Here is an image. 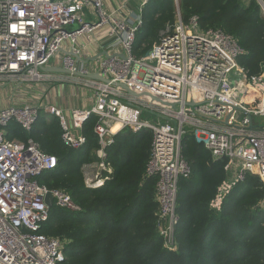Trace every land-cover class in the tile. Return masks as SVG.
<instances>
[{"label": "built area", "instance_id": "1", "mask_svg": "<svg viewBox=\"0 0 264 264\" xmlns=\"http://www.w3.org/2000/svg\"><path fill=\"white\" fill-rule=\"evenodd\" d=\"M148 1L141 0L136 12L124 14V4L106 10L104 0H0V89L51 79L40 67L50 66L68 43L62 67L70 81L93 96L89 108H71L68 118L50 105L0 106V264H63L67 241L39 232L49 218L45 195L50 192L57 207L80 211L66 191L37 181L56 168L57 158L31 138L23 142L6 137L12 122L31 132L41 113L58 119L61 139L73 150L87 142L83 123L96 118L97 160L80 168L86 188H100L112 179L108 149L117 134L150 132L144 175L156 180V230L171 250L177 245L178 182L192 173L182 154L184 135H193L214 160L225 161L226 176L208 202L210 211L220 212L248 176L264 185V63L250 75L239 63L246 51L233 35L201 26L197 15L185 20L179 9L174 23L160 31L158 42L136 57L134 41ZM258 4L264 13V0ZM90 7L93 19L85 12ZM84 36H91L103 52L94 72L80 61L82 49L76 42ZM75 72L98 74L102 80ZM14 90L8 100H13ZM142 91L154 99L137 94ZM259 206L264 208V195Z\"/></svg>", "mask_w": 264, "mask_h": 264}, {"label": "trees", "instance_id": "2", "mask_svg": "<svg viewBox=\"0 0 264 264\" xmlns=\"http://www.w3.org/2000/svg\"><path fill=\"white\" fill-rule=\"evenodd\" d=\"M256 6L243 8L239 0H178L185 17L197 15L201 26L221 28L237 39L246 51L239 63L250 75L264 63V18ZM175 13L174 0L148 1L134 41L136 57L158 42L160 31L174 23ZM95 119L83 123L87 142L79 150L63 143L53 115L41 113L29 133L15 122L6 127L7 139L25 142L31 138L57 158L56 168L37 181L48 189L66 191L80 207L73 211L53 205L39 230L67 241L63 264H264V208L259 206L264 185L256 177L248 176L236 185L220 212L210 211L208 202L226 176L225 161L214 160L193 135H184L182 154L192 173L178 182L177 245L175 250L168 249L156 230V180L144 175L149 131L117 134L108 149L112 179L100 188L85 187L81 165L97 160Z\"/></svg>", "mask_w": 264, "mask_h": 264}, {"label": "crops", "instance_id": "3", "mask_svg": "<svg viewBox=\"0 0 264 264\" xmlns=\"http://www.w3.org/2000/svg\"><path fill=\"white\" fill-rule=\"evenodd\" d=\"M141 0H104V7L106 10H112L118 5L124 4V10L126 13L136 12ZM175 2V1H174ZM146 6V5H145ZM144 6V7H145ZM178 9V3L176 4V10ZM86 14L90 19H93V12L91 7L85 9ZM144 21V18H143ZM98 36V34L96 35ZM82 51L80 54V61L84 68L89 72H94L96 68V59L102 56L103 53L98 46V43L94 41L91 36H84L76 42ZM69 47L68 43L65 44L64 48ZM61 54H58L54 60L50 63V66L62 67V56L66 54V50ZM50 78L56 82H59L58 87L50 86L44 91V87L40 84L33 85L32 83H27L24 86L25 90L19 96V102H14L13 100L7 99V93L3 92L4 89H0V106H6L12 104L25 105V104H40L42 106H53L56 107L64 113L68 118V113L71 108H82L87 109L93 104L92 92L85 89L81 85H76L69 82L70 77L68 74L61 73H49ZM56 75L58 77H56ZM14 99V98H13ZM48 115V114H47ZM73 127V123L70 122ZM94 126V125H93Z\"/></svg>", "mask_w": 264, "mask_h": 264}, {"label": "rangeland", "instance_id": "4", "mask_svg": "<svg viewBox=\"0 0 264 264\" xmlns=\"http://www.w3.org/2000/svg\"><path fill=\"white\" fill-rule=\"evenodd\" d=\"M258 5V7H259V10H260V15H261V17H263L264 18V13L261 11V8H260V6H259V4H258V0H239V5L240 6H243V8L244 7H250V6H253V7H257L256 6V4ZM176 14V13H175ZM175 16H177V14L175 15ZM181 16H182V18L183 19H185L186 20V18L187 17H185V15H183V14H181ZM41 74H44V73H41ZM56 77H58L57 75H56ZM69 82H71V83H73V84H76V85H80V84H77V83H74V82H72V81H70L69 80ZM36 84H40L41 86H43L44 87V91H45V89L47 88H49L50 86H53V87H58V84H59V82H56V81H54V80H52V79H45V80H43V81H41V82H38V83H34L33 85H36ZM15 87H16V85H7L6 87H4L3 89H4V91L3 92H5V93H7V95H12V93H13V90L15 89ZM25 90V88H24V86H22V85H20L19 87H17L15 90H14V99H13V101L16 103V102H19V96H21V93L20 92H23ZM176 237H175V232H174V239H175Z\"/></svg>", "mask_w": 264, "mask_h": 264}, {"label": "water", "instance_id": "5", "mask_svg": "<svg viewBox=\"0 0 264 264\" xmlns=\"http://www.w3.org/2000/svg\"><path fill=\"white\" fill-rule=\"evenodd\" d=\"M106 55V53L104 54ZM121 58H124V55L123 54H120L119 55ZM77 59H79L77 57ZM40 70L43 71V72H48V73H61V74H69V71L63 67H55V66H41L40 67ZM75 76H79V77H85V78H91V79H97V80H102L101 77L98 75V74H81L79 72H75L74 73ZM120 87H122L124 90H126L128 93H131L133 94L134 92L127 86L125 85H119ZM138 95H141V96H144L146 98H149V99H154V96L151 95V94H148L146 92H138L137 93ZM44 201L46 203V205L49 207V209L54 205L53 204V198H52V195L50 192H48L46 195H45V198H44Z\"/></svg>", "mask_w": 264, "mask_h": 264}, {"label": "bare ground", "instance_id": "6", "mask_svg": "<svg viewBox=\"0 0 264 264\" xmlns=\"http://www.w3.org/2000/svg\"><path fill=\"white\" fill-rule=\"evenodd\" d=\"M117 128H118V126H115V127H114V130H116Z\"/></svg>", "mask_w": 264, "mask_h": 264}]
</instances>
